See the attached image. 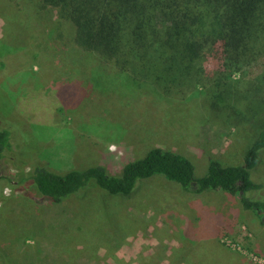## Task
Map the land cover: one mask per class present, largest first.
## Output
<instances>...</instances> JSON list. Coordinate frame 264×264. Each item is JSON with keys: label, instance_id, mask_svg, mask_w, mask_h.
I'll list each match as a JSON object with an SVG mask.
<instances>
[{"label": "rangeland", "instance_id": "1", "mask_svg": "<svg viewBox=\"0 0 264 264\" xmlns=\"http://www.w3.org/2000/svg\"><path fill=\"white\" fill-rule=\"evenodd\" d=\"M31 1L0 0V130H11L0 155V264H186L190 241L215 234L223 220L220 239L237 261L264 264V228L240 211L234 192L212 201L159 175L129 194L88 185L61 202L14 188L36 164L62 174L101 164L117 174L155 145L188 156L201 176L212 159L242 164L264 125V92L247 90L237 73L192 87L170 121L161 119L156 106L169 104L161 85H140L96 53L83 68L71 67V36L44 37L43 11ZM251 171L264 183V150ZM205 249L194 257H212Z\"/></svg>", "mask_w": 264, "mask_h": 264}, {"label": "trees", "instance_id": "2", "mask_svg": "<svg viewBox=\"0 0 264 264\" xmlns=\"http://www.w3.org/2000/svg\"><path fill=\"white\" fill-rule=\"evenodd\" d=\"M37 2L43 11L42 35L48 38L59 30L57 34L71 36L72 46L66 52L71 67L83 68L86 61L98 59L96 53L140 85L145 81L161 85L162 97L169 104L158 105L154 111L163 120L170 121L171 108L175 111L177 102L188 100L192 87L227 83L234 73L247 90L251 87L264 92V0ZM52 8L57 9L53 19L49 16ZM10 131L0 130V155L10 147ZM257 131L242 164L223 165L212 159L201 176L196 175V166L188 156L155 145L143 157L126 162L117 174L101 164L72 168L64 174L36 164L24 179L17 178L19 185L14 188L33 187L51 202H61L88 185L86 190L98 186L110 194H129L140 181L159 175L178 183L184 191L210 194L212 201H217L222 191L236 193L240 211L254 213L256 224L264 228V183L251 171L264 150V125ZM223 221L215 225V234L202 233L190 241L183 252L186 264H242L220 239L226 226ZM258 238L264 242V236ZM205 246L212 257L196 259L197 252L208 251Z\"/></svg>", "mask_w": 264, "mask_h": 264}, {"label": "clouds", "instance_id": "3", "mask_svg": "<svg viewBox=\"0 0 264 264\" xmlns=\"http://www.w3.org/2000/svg\"><path fill=\"white\" fill-rule=\"evenodd\" d=\"M110 150L115 151V146L114 145L111 146ZM4 192H5V195H8L10 193V189H5Z\"/></svg>", "mask_w": 264, "mask_h": 264}, {"label": "crops", "instance_id": "4", "mask_svg": "<svg viewBox=\"0 0 264 264\" xmlns=\"http://www.w3.org/2000/svg\"><path fill=\"white\" fill-rule=\"evenodd\" d=\"M210 196H212V195L209 194V197H210Z\"/></svg>", "mask_w": 264, "mask_h": 264}]
</instances>
